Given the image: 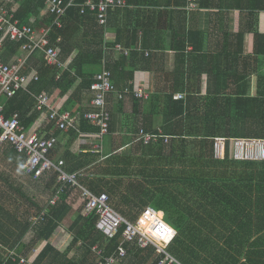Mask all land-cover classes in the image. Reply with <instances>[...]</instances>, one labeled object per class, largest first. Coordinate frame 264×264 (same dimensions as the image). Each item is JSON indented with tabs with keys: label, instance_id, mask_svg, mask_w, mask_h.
<instances>
[{
	"label": "crops",
	"instance_id": "crops-1",
	"mask_svg": "<svg viewBox=\"0 0 264 264\" xmlns=\"http://www.w3.org/2000/svg\"><path fill=\"white\" fill-rule=\"evenodd\" d=\"M124 1L127 3L125 7L108 12L106 25L100 24L96 13L91 11L86 12L95 20L77 22L74 13L71 15L64 35H59L56 43L67 47L71 53L73 50L72 54H64L60 45L53 44V37L51 40L52 46L60 53L61 65L56 66L62 72L68 70L75 75L73 65L80 52L89 53L87 56H90L91 47L95 49L94 46L99 44L106 52L102 62L94 64L97 73L102 72L104 67L108 69L109 65L118 91L129 88L132 92L144 90L149 93V99L143 100L136 98L133 93L124 99H119L116 93L107 97V108L112 115L108 135L98 138L99 128L84 117L91 111L94 94L82 85L83 79L79 78L70 87L66 83H63V87H56L62 73L56 77L54 85L51 75L46 71L44 53L41 51L28 59L24 70L32 78L28 91H22L21 95L19 92L15 99L1 100L6 115L18 114L28 134L42 139H57L49 153L53 162L63 161V169L67 173L81 172L79 183L89 189L82 180L90 173L105 169L111 156H119V165L115 164V167L132 173L130 178L124 177V180L130 179L136 184L144 180L145 174L137 177L134 171L141 173L145 170L150 174L153 169L149 161L155 160V155H161V152L163 162L158 167L164 172H180L186 165H171L169 158L179 155L185 148L194 154L203 150L206 157L213 159L214 138L264 139V0H200L195 8L189 7L188 0ZM23 2L0 0V8L13 12L16 17ZM28 11L34 13L29 25L36 30L51 25L52 16L46 6L37 10L33 4ZM86 12L80 14L83 16ZM5 39L2 36L0 40V58L5 63L13 64L27 56L22 48L18 54H4ZM118 46L123 50L117 49ZM125 51H128V55ZM132 53H135V58L126 62L125 59ZM89 61L94 63L92 58ZM35 75L38 81L33 79ZM35 91L49 95L52 108L60 114L69 112L75 118L74 126L61 130L50 119L49 110H37L35 102L33 104ZM177 95H183L184 98L176 99ZM27 96L31 97L28 105ZM140 129L148 133L162 131L169 140L151 144L137 142ZM159 143H162L161 151L154 147ZM11 149L14 150L10 145H4L0 153L5 152L3 159L9 172H17L22 181L21 186L15 189L16 186L12 187L8 178L1 174V219L9 223V215H13L20 223L29 220L33 226L32 218L44 214L42 221H45L50 208L62 202L60 199L57 204H50L62 185L57 180L55 185L47 189V177L57 172L49 171L40 179H34L19 167L25 156L18 152L11 156ZM127 156L131 157V167L122 163V157ZM18 159L20 163L14 165L13 160ZM26 182L31 185L29 188L33 193L26 191L29 189L24 187ZM180 185L178 183V187ZM147 186L153 188L155 185L152 182ZM171 187L174 184L166 183L167 189ZM10 188L24 200L18 209H11L13 197ZM72 189L77 190L79 195L69 199L71 211L51 239L39 241L37 231L34 233L32 228L24 240L27 243L26 249H23L25 254L17 255L35 263L49 243L62 254V257L53 254L50 263L51 259L56 260L53 264H63L69 259L75 264H98L96 256L86 253L88 237L92 232L89 222L80 221L77 231L82 237L74 244L78 232L71 231L72 224L80 217L91 214L84 212L80 188L65 185L61 198ZM43 195L46 196L44 200ZM14 226L20 228L17 221ZM10 251L12 249L5 250L7 259ZM130 258L127 254L117 264H147L138 258ZM12 262L6 260L4 264Z\"/></svg>",
	"mask_w": 264,
	"mask_h": 264
},
{
	"label": "trees",
	"instance_id": "trees-1",
	"mask_svg": "<svg viewBox=\"0 0 264 264\" xmlns=\"http://www.w3.org/2000/svg\"><path fill=\"white\" fill-rule=\"evenodd\" d=\"M15 1L22 2V0ZM69 1L71 0H65L66 3ZM92 1L97 2L98 0ZM86 2L87 0H75L76 6L68 8L67 14L63 18L64 27L56 28V31L52 32L53 44L60 45L56 43L57 37L64 35L67 22L71 20L73 13L77 22L95 20L87 12L83 16L80 14L81 7L79 6ZM33 4L37 6V10L45 7L43 0H24L16 13V17L22 25H29V20L34 13H30L28 10ZM50 22L52 23V19ZM2 36L4 39L6 38L0 32V40ZM3 42L4 54L6 55L18 54L23 45L21 42H13L7 38ZM60 47L66 55L73 53V50L71 53L70 49L63 45ZM94 48L91 47L93 51L91 50L92 55L90 56H87L89 53L86 55L82 50H80L82 52L79 51L80 54L73 65V69L76 70L75 75H72L71 71L68 70L62 72L56 65H48L43 57L46 71L51 75V82L55 85L56 77L62 73L56 87H63V83L70 87L76 84L79 78H82L84 82L82 85L91 90L92 84L100 73L96 72L94 64L99 65L106 52L104 47L99 44ZM129 56L125 59L126 62L133 60L136 55L132 53ZM89 58L94 59V63L90 62ZM108 70H110L109 65ZM111 79L113 81V73ZM21 93L23 92L20 91L19 95ZM40 93L35 91V95ZM33 99L34 104L35 98ZM27 100H29L28 105L31 97H28ZM160 141L163 142V140ZM159 144L154 147L161 151L162 143ZM186 149L182 150L179 155L169 158L171 165L175 166L178 163L186 165V168L180 172L177 170H170L169 172L165 170L164 172L158 167V164L163 162L161 152V155H155V160L149 161V166L151 170L153 169L151 175L145 170L141 173L134 171L137 177L141 174L145 175L144 180L133 184L130 179L124 180V177L130 178L132 173L130 174L129 171L118 168V166L115 167V164L119 165L117 161L120 157L113 155L107 160L105 169L90 173L91 176L88 175L82 180V183L96 194L106 192L115 210L132 222L138 219L147 206L163 209L178 232L169 251L183 264H264V161L241 162L229 158L218 161L206 157L203 150L194 154L191 150ZM13 154H16V151L11 149L10 155L13 156ZM121 160L129 167L133 164L132 161L130 162L131 157L129 156L122 157ZM19 163V159L13 160L14 165ZM47 178V189H50L52 185L57 183L58 173ZM152 182L155 186L153 188L148 187L147 184H152ZM166 183L168 185L174 184V187L167 189ZM178 183L181 184L180 187H178ZM78 195L77 190L66 191L61 198L62 202L58 206L50 208L45 221H40L33 226L29 220L22 224L9 214L11 220L9 223H4L0 212V264H4L7 260L5 253L7 249L16 250L17 254H23V249L27 247L24 240L32 228H34V233L37 231L36 237L39 241H49L71 211L72 205L68 203L69 199L71 196L77 197ZM83 220L89 222V230H92L88 237L89 244L87 243L86 246V253L89 256H96L93 251L95 245L104 249L106 254L118 249L122 230L117 238L107 239L101 232L98 234L97 219L95 215L91 214L75 221L71 226V231L77 234L78 225ZM15 221L19 223L20 228L14 226ZM80 237L82 234L78 232L74 244ZM33 245L34 242L31 246L33 247ZM18 246L20 250H17ZM125 247L128 249L130 259L138 258L147 264L158 262L153 246L141 249L136 243H130L126 244ZM53 254L62 257V254L48 243L35 264H49V259ZM55 261L51 259L50 264ZM11 264L19 263L12 262ZM63 264L75 263L68 259Z\"/></svg>",
	"mask_w": 264,
	"mask_h": 264
},
{
	"label": "built area",
	"instance_id": "built-area-1",
	"mask_svg": "<svg viewBox=\"0 0 264 264\" xmlns=\"http://www.w3.org/2000/svg\"><path fill=\"white\" fill-rule=\"evenodd\" d=\"M48 12L52 16V23L41 30H36L30 25H22L16 19L13 12L4 8H0V32L13 42H21L22 50L27 54L26 57L18 59L13 64H7L0 58V148L4 145H10L16 152L25 156L22 169L34 179H40L49 171L58 173V181L61 187L50 201L51 205L60 201L64 192L65 185L78 187L81 190V199L84 203V212L87 215L93 214L96 217V229L101 232L107 239L113 240L117 238L121 230V242L118 249L110 255L106 251L96 245L93 251L97 257L98 264H117L124 259L128 251L126 244L136 243L141 249L149 246L155 247V254L158 257L156 264H183L169 249L176 239L178 232L176 230L175 237L170 242H160L146 238L135 227V222L129 221L120 213H118L110 205V197L107 193L95 194L91 190L83 187L79 183L81 172L67 173L64 171V162H53L49 158L50 151L57 143L56 138L42 139L37 135H30L21 125L18 114L12 116L6 115V108L1 103L3 98L12 99L20 91H28L29 84L32 80L30 76L24 73L29 57L38 51L44 53V59L48 65H61L60 53L58 49L52 46L51 35L53 30L63 26V18L66 16L69 7L76 6L75 0L66 3L64 0H43ZM189 7L195 8L200 0H188ZM124 0H100L99 2L88 1L81 5V13L91 11L96 13L100 24H107L108 12L114 8L125 7ZM119 50H123L120 46ZM128 55V51H125ZM112 72L104 67L94 83L91 91L94 98L91 103V111L87 112L84 117L94 126L99 128L98 138L102 139L110 132V124L112 115L107 108V97L116 93L119 99H124L128 94H134L138 99H149L150 95L144 90L132 92L129 88L120 92L113 83ZM38 81V76L33 77ZM35 98V106L39 111L49 110L50 119L55 121L58 128L66 130L74 126L75 118L68 113L60 114L52 108L51 98L46 93L33 95ZM183 95H177L176 99H183ZM163 140L167 142L169 138L162 131L157 133H148L144 129H140L137 135V142L151 144ZM213 159L224 161L229 157L235 161L241 162H262L264 161V139H227L214 138ZM145 210V209H144ZM143 210V211H144ZM142 211V212H143ZM44 214L36 218H32L33 225L43 220ZM8 261L18 262L19 264H35L31 260L19 256L16 250H12L8 254Z\"/></svg>",
	"mask_w": 264,
	"mask_h": 264
},
{
	"label": "clouds",
	"instance_id": "clouds-1",
	"mask_svg": "<svg viewBox=\"0 0 264 264\" xmlns=\"http://www.w3.org/2000/svg\"><path fill=\"white\" fill-rule=\"evenodd\" d=\"M21 169L24 164L19 165ZM135 227L146 238H149L156 243L170 242L176 235L174 224L167 218V213L163 209L147 206L138 217Z\"/></svg>",
	"mask_w": 264,
	"mask_h": 264
},
{
	"label": "rangeland",
	"instance_id": "rangeland-1",
	"mask_svg": "<svg viewBox=\"0 0 264 264\" xmlns=\"http://www.w3.org/2000/svg\"><path fill=\"white\" fill-rule=\"evenodd\" d=\"M4 153H5L4 151L2 153H0V176L2 174V175H4L5 178H8V181L11 183V186L12 187L16 186L15 187V189H16V188H18V186H21V182L20 181H22V179L20 178L21 176H19L17 172H14L12 170H10V172H9L8 168L5 165L6 162H4L5 160L3 159ZM9 175H11L10 178H9ZM1 184H2V179H0V187H3V185H1ZM24 187H26V188L28 187L29 188V187H31V185L28 182H26ZM10 190H11V196L13 197V198H11V201H12V203H11V207L12 208L11 209H13V210L14 209H18V206L21 205L20 203H22V201L24 202V200L21 197H19L20 195L14 189L10 188ZM28 190H30V193H33L32 189L29 188L26 191H28ZM16 195H18V196H16ZM45 197L46 196L43 195V200H44ZM14 199H15V201L13 202ZM17 200L20 201V202L17 203ZM27 205L28 204L26 203V206ZM9 206H10V204H9Z\"/></svg>",
	"mask_w": 264,
	"mask_h": 264
}]
</instances>
